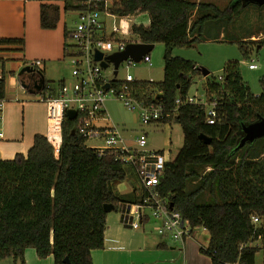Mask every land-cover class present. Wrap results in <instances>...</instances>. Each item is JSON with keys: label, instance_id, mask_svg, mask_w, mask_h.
I'll return each mask as SVG.
<instances>
[{"label": "trees", "instance_id": "trees-1", "mask_svg": "<svg viewBox=\"0 0 264 264\" xmlns=\"http://www.w3.org/2000/svg\"><path fill=\"white\" fill-rule=\"evenodd\" d=\"M86 2L64 0V11L84 9ZM244 7L232 1L223 10L211 2L192 0H112L111 6L119 16L147 13L149 24L132 26L137 42L165 45L163 80L134 82L131 95L144 104L161 105L165 115L160 123L182 127L184 144L175 160L166 164L159 191L193 230L203 227L209 232V245L200 250L212 264H255L260 248L248 244L264 240V221L258 227L251 223L253 214L264 218V138L237 149L242 126L264 117V79L260 94H253L240 75L239 63L230 61L222 70V82L212 74L206 77L207 96L210 102L217 101L214 124H208L202 105L185 104L174 114L176 99L187 97L195 76L202 74L193 61L173 56L172 51L193 46L206 22L231 21ZM60 11L56 2L42 3L41 27L55 29ZM5 46L23 47L24 40L0 38V61ZM66 48L67 44L64 57ZM242 50L247 56L245 45ZM0 73L1 103L6 97V75ZM76 129L77 121L66 119L58 156L46 136L36 134L26 156L0 158V259L25 264L24 251L33 247L40 258L52 255L55 264H66V257L71 264H93L92 250L105 244L104 205L113 204L117 211L122 203L139 202L134 181L131 193L116 191L121 182L138 177L135 168L114 153L100 155L84 137L73 134ZM201 134L211 143L206 144ZM206 194L210 201H200Z\"/></svg>", "mask_w": 264, "mask_h": 264}, {"label": "built area", "instance_id": "built-area-1", "mask_svg": "<svg viewBox=\"0 0 264 264\" xmlns=\"http://www.w3.org/2000/svg\"><path fill=\"white\" fill-rule=\"evenodd\" d=\"M111 6L112 0H87L85 8L76 11L79 19L74 28L67 29L71 43L67 44L65 57L72 64L73 81L68 82L64 79L61 84L45 83L43 89L37 94L38 100L44 102L47 107L45 136L52 145L54 154L58 156L63 143L64 122L68 119L67 111L76 110L77 115L74 120L77 121V129L75 131L86 141L93 139L99 142L93 149L100 155L114 153L116 159L131 164L136 170L139 180L136 188L141 197L138 203L120 204L118 211L121 223L133 229H139L150 221V216L146 213V209H149L151 216L159 222L156 229L159 236H169L176 242L184 243L193 236L194 230L178 210L170 208L171 201L168 197L162 196L159 191L161 177L168 163L163 152H146L128 147L120 131L106 123L104 103L108 97L112 96L122 100L128 108L138 107L143 122L158 121L165 115L161 105L144 104L131 95V84L137 82L133 76L128 74L123 80L117 79L112 63L106 67L113 68L112 77L104 74L106 68L102 66V63H108L109 55L123 51L128 43H140L126 41L118 36L121 26H116L113 21L111 25L110 21L118 17L130 16H119L113 13ZM102 15L106 17L105 20L101 19ZM107 22H110V27L106 24ZM96 52L102 53V59L99 61L95 60ZM140 62L151 65L149 53ZM140 62L129 58L121 64L125 63L127 67H130ZM26 66L34 69L36 77L43 73L42 60H33ZM249 68L257 69V65L250 64ZM1 77L2 73H0ZM218 81H223V75L218 76ZM114 82L120 83L119 88L113 87ZM106 84H110L109 89L105 88ZM175 104L174 114L182 105L195 104L205 106L208 124H214L218 117L215 99L206 106L202 99L188 95L185 98L178 97ZM1 105L2 102L0 107ZM135 142L138 147L144 148L147 145L145 134L137 137ZM263 221L264 218L261 215L251 216V223L255 227L261 226ZM253 242H257L258 245L252 247L264 249L262 238ZM250 243L248 246H251Z\"/></svg>", "mask_w": 264, "mask_h": 264}, {"label": "rangeland", "instance_id": "rangeland-1", "mask_svg": "<svg viewBox=\"0 0 264 264\" xmlns=\"http://www.w3.org/2000/svg\"><path fill=\"white\" fill-rule=\"evenodd\" d=\"M199 2H211L219 8L225 10L228 8L230 2H239L240 0H192ZM61 11L60 21L55 28L72 29L78 22L79 16L76 11H64V0H57ZM196 17L192 18V20ZM102 20H105L104 15L101 16ZM149 16L147 13H140L131 15L127 18L118 17L116 20H111L116 26H121L118 36L126 41H138L139 37L134 34L132 30L133 24H148ZM113 21V23H112ZM110 22L106 24L110 27ZM55 29H52L53 31ZM60 31V32H61ZM254 34L258 39L251 40L250 36ZM198 40L190 47H176L172 51L173 56H178L190 61H193L198 67L205 68L215 77L222 75V70L228 62L237 61L239 63V72L250 91L259 95L262 86L261 80L264 79V5L260 6L255 3H245V7L242 8L240 15L229 21L225 19H214L204 24L201 33L197 32L195 35ZM64 43H71V39L67 37L65 39L63 35ZM242 45H245L248 49V55L244 54ZM164 53L165 45L163 43L155 44L154 48L149 52L151 58V65L149 63L140 62L135 66L127 67V64H121L118 69L117 79L123 80L128 74L133 76L137 81H153L160 82L164 77ZM32 61V60H31ZM14 61L5 60L4 63H11ZM60 73L64 76V79L68 82L73 81L72 77V64L67 59L60 60ZM250 64H256L257 69H250ZM3 65V60L0 61V66ZM21 70V69H20ZM19 70V71H20ZM18 71V72H19ZM17 72V73H18ZM8 74V71H7ZM104 74L112 77L113 68L110 66L104 70ZM56 84L57 80L50 82ZM206 79L203 75L195 76L193 84L189 90V96L197 99H202L209 106L210 100L206 91ZM38 94V93H37ZM36 94V95H37ZM32 95V94H31ZM36 100L37 97L33 96ZM36 102H40L37 101ZM106 123L110 126L116 127L128 147L134 149H141L143 151H162L167 162L175 160L177 154L184 144V135L180 124L172 123H160L159 121L143 122L140 116V109L128 108L124 102L116 97H108L104 103ZM38 112V109H36ZM145 134L147 138V145L144 148H140L136 144V138ZM99 142L90 139L86 141V145L90 148L98 145ZM136 176H131L116 186V191L120 194H128L133 187L132 181L139 184V180ZM200 201H210L209 194L202 197ZM146 213L150 216V221L145 225L144 230L133 229L131 227H123L127 233L139 232L145 236L151 238V241L159 242L164 240L167 248L164 252L158 251L154 253H147L146 255L130 256V263L133 261L135 264H151L158 261L171 262L173 264H211L210 257L201 252V248L206 249L209 245V232L203 227L196 228L193 232V236L188 238L194 246L193 257L197 256L199 260L193 262L190 256L186 258V248L184 243L176 242L169 236L162 237L157 233V222L152 216L149 209H146ZM112 222H119L120 213L117 210L110 212ZM251 246H257V242H251ZM172 247L176 248V253L171 251ZM32 248V247H31ZM37 253L36 249L34 248ZM188 252V251H187ZM146 256V257H144ZM25 260V258H24ZM13 258L8 260L0 259V264H14ZM264 261V249L260 248L255 257V264H263ZM162 262L161 264H165ZM126 263V261H125ZM169 263V264H172ZM19 264V263H18ZM26 264V262H25ZM127 264V263H126Z\"/></svg>", "mask_w": 264, "mask_h": 264}, {"label": "crops", "instance_id": "crops-1", "mask_svg": "<svg viewBox=\"0 0 264 264\" xmlns=\"http://www.w3.org/2000/svg\"><path fill=\"white\" fill-rule=\"evenodd\" d=\"M48 1L57 3V0H0V38L24 40L23 47L5 46L1 53L3 65L0 66V71L3 70L6 75V97L0 107V158L4 160L13 159L19 153L26 156L33 146L35 135H45L47 129L46 104L41 101L36 102V100L39 101L38 96L19 84L17 72L31 60L39 59L44 63L42 72L45 80L49 82L64 80V76L60 73L59 62L61 58L63 60L65 58L67 43H64L63 35L66 39L65 30L68 28L65 26L62 31L61 28L53 31L41 27V4ZM250 38L258 39L254 34ZM5 60L14 62L5 64ZM33 96L37 99L35 100ZM133 189L135 188L132 187L126 193H131ZM112 219L108 213L104 248L92 250L93 264H135L134 259L130 263V256L164 252L167 248L164 240L156 242L151 241L148 235L145 236L139 232L127 233L123 227L128 226L123 225L120 218L119 222L115 220L112 222ZM144 227L140 229L144 230ZM184 245L186 258L188 255L193 262H197L199 258L193 257V244L186 240ZM171 249L173 253H176L175 247ZM24 258L26 264H55L52 255L40 258L33 247L25 249ZM162 262L165 261L151 264ZM18 263L21 264L19 261H14V264ZM169 263L172 261L165 262V264Z\"/></svg>", "mask_w": 264, "mask_h": 264}, {"label": "water", "instance_id": "water-1", "mask_svg": "<svg viewBox=\"0 0 264 264\" xmlns=\"http://www.w3.org/2000/svg\"><path fill=\"white\" fill-rule=\"evenodd\" d=\"M240 2H242L243 5H245V3H255L260 6L264 5V0H240ZM154 46L155 44H151V43H141V42L140 43H128L123 51L116 52V53L109 55L107 57L108 63L103 62L102 66L106 68L109 63H112L115 67L114 74L117 75L118 68L123 61H126L129 58H131L136 62H140L142 58L154 48ZM101 59H102V53L96 52L95 60L99 61ZM199 70L204 77H207L210 73L205 68L199 67ZM27 74H30L31 76L36 77L35 71L33 68H31L30 66H24L18 72V75H17L19 84L31 93H34V94L39 93L43 89L45 82H46L44 74L40 73L36 81V84L33 88L30 87V85L26 82L24 78V76H26ZM105 88L109 89L110 84H106ZM76 115H77V112L74 109H69L67 111V117L69 120H74L76 118ZM75 133L76 131L73 130V134ZM200 138L204 140L206 144L211 143V138H208L204 134H201ZM261 138H264V117H259L256 121L244 124L242 126L241 139L239 141L237 149L242 148L247 144L251 145L256 140L261 139ZM170 208L171 209L174 208L173 202L170 203ZM104 210L105 212L110 213L111 211L115 210V207L113 204H105ZM64 262L66 264H71L69 257H66L64 259Z\"/></svg>", "mask_w": 264, "mask_h": 264}, {"label": "flooded vegetation", "instance_id": "flooded-vegetation-1", "mask_svg": "<svg viewBox=\"0 0 264 264\" xmlns=\"http://www.w3.org/2000/svg\"><path fill=\"white\" fill-rule=\"evenodd\" d=\"M25 79H26V82L30 85V87L33 88L36 84L38 77H33L30 74H27L25 76Z\"/></svg>", "mask_w": 264, "mask_h": 264}]
</instances>
